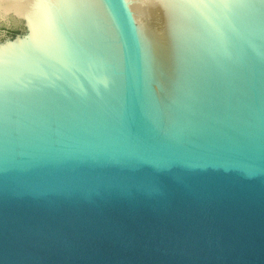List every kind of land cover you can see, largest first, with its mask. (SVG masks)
Returning a JSON list of instances; mask_svg holds the SVG:
<instances>
[{"label":"water","instance_id":"obj_1","mask_svg":"<svg viewBox=\"0 0 264 264\" xmlns=\"http://www.w3.org/2000/svg\"><path fill=\"white\" fill-rule=\"evenodd\" d=\"M7 17L0 264H264V0Z\"/></svg>","mask_w":264,"mask_h":264},{"label":"bare ground","instance_id":"obj_2","mask_svg":"<svg viewBox=\"0 0 264 264\" xmlns=\"http://www.w3.org/2000/svg\"><path fill=\"white\" fill-rule=\"evenodd\" d=\"M32 0H0V16L6 17L10 12L23 17Z\"/></svg>","mask_w":264,"mask_h":264},{"label":"rangeland","instance_id":"obj_3","mask_svg":"<svg viewBox=\"0 0 264 264\" xmlns=\"http://www.w3.org/2000/svg\"><path fill=\"white\" fill-rule=\"evenodd\" d=\"M21 24L12 17L0 16V41L5 40L8 37H13V33H17L20 30Z\"/></svg>","mask_w":264,"mask_h":264},{"label":"trees","instance_id":"obj_4","mask_svg":"<svg viewBox=\"0 0 264 264\" xmlns=\"http://www.w3.org/2000/svg\"><path fill=\"white\" fill-rule=\"evenodd\" d=\"M14 35L16 34V33H13Z\"/></svg>","mask_w":264,"mask_h":264}]
</instances>
